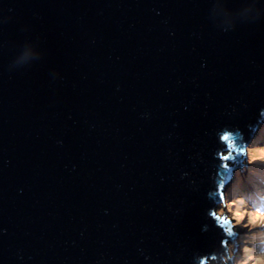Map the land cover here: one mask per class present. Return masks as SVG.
<instances>
[{
  "label": "water",
  "instance_id": "obj_1",
  "mask_svg": "<svg viewBox=\"0 0 264 264\" xmlns=\"http://www.w3.org/2000/svg\"><path fill=\"white\" fill-rule=\"evenodd\" d=\"M262 121L264 0H0V264H227Z\"/></svg>",
  "mask_w": 264,
  "mask_h": 264
},
{
  "label": "rangeland",
  "instance_id": "obj_2",
  "mask_svg": "<svg viewBox=\"0 0 264 264\" xmlns=\"http://www.w3.org/2000/svg\"><path fill=\"white\" fill-rule=\"evenodd\" d=\"M261 125L252 140V142L256 141L253 143L254 147L251 142L245 154L243 166L238 168L232 181L236 179L235 177L237 174L247 176V172L249 171V164L247 165L248 159L257 157L259 160L264 161V134L261 133L264 129V123L263 126ZM253 163L254 162H252V164ZM258 167L256 166V168H254L252 175L256 176L260 173L261 168L259 169ZM251 180V183L256 181L253 178ZM236 181L237 180H235L234 183L231 182V188L228 187L225 192L224 201L218 203V213L223 221L227 223L228 231H233V233H235L233 241L226 242L227 244L225 247H227V250L225 255L227 264H259L260 261H264V175L257 179L254 189L253 185L247 182V184L244 183L246 185L249 184L242 189L244 191V196L248 199L244 204L235 203L237 200L242 199L240 198L243 192L242 190L238 194L237 192H234L235 194H230V190L235 188L234 185ZM237 216L241 217L239 221L236 219ZM252 234L254 235L253 238H242V236ZM251 242L254 243L253 249L254 247L255 250L256 248L259 249V253L253 250V253L256 254L255 257H253V255H248L250 249L248 245ZM245 249L248 251L244 254ZM248 259L250 260L247 261Z\"/></svg>",
  "mask_w": 264,
  "mask_h": 264
},
{
  "label": "trees",
  "instance_id": "obj_3",
  "mask_svg": "<svg viewBox=\"0 0 264 264\" xmlns=\"http://www.w3.org/2000/svg\"><path fill=\"white\" fill-rule=\"evenodd\" d=\"M263 126V125H262ZM261 133H263L264 134V129H263V131H261ZM254 142H256V141H254ZM254 147V146H253ZM264 148V147H263ZM252 157V156H251ZM252 162H254L253 164H252ZM249 164V165H248ZM247 165H248V167L249 168H252V169H249V171L247 172V176H241V175H239V174H237L236 175V179L235 180H237L236 181V183H235V185H234V187L235 188H232L231 190H230V194H235L236 192H237V194L244 188V187H247L249 184H254V185H256V181H257V179L258 178H260V177H262L263 175H264V161H262V160H259V158H257V157H253V159H248V161H247ZM256 166L260 169L261 168V171H260V173L258 174V175H256V176H254V175H252V172H254L253 170H254V168H256ZM239 175V176H238ZM245 177V178H244ZM253 179H255L256 181L255 182H253V183H251L252 182V178ZM235 180L234 181H232V183H234L235 182ZM249 183L248 185H246L247 183ZM232 183H230V185H229V188H231V184ZM244 183H246V184H244ZM243 191V190H242ZM235 192V193H234ZM244 191L242 192V194H241V196H240V198H243V200H241V199H239V200H237L235 203H237V204H244V202L246 203V197L244 196ZM229 194V195H230ZM260 195V194H259ZM227 197V196H226ZM229 200V199H228ZM231 205V204H230ZM233 205V204H232ZM254 235L252 234V235H247V237L246 238H252ZM253 244L254 243H249V250L250 251H252V254H251V256L253 255V257H255V255L256 254H254L253 252V250H255V247H254V249H253ZM256 251H258V253H259V249L258 248H256V250H255V252ZM250 259H251V257H250ZM250 259H248L247 261H249Z\"/></svg>",
  "mask_w": 264,
  "mask_h": 264
},
{
  "label": "clouds",
  "instance_id": "obj_4",
  "mask_svg": "<svg viewBox=\"0 0 264 264\" xmlns=\"http://www.w3.org/2000/svg\"><path fill=\"white\" fill-rule=\"evenodd\" d=\"M244 159H245V158H244ZM224 199H225V195H224ZM224 199H223V201H224ZM219 203H221V202H219ZM218 217H220V219L223 220L222 217L219 215V213H218ZM236 219H237V221H239V220L241 219V217L237 216ZM228 230H229V229H227V230H225V231H226L229 235H231V232H232V234H234V236H235V233H233V231L229 232ZM253 237H254V236H253ZM253 237H252V238H253ZM233 239H234V238H233ZM226 244H227V243H226V241H225L224 246H226ZM226 250H227V247H226ZM259 264H264V261H260Z\"/></svg>",
  "mask_w": 264,
  "mask_h": 264
},
{
  "label": "bare ground",
  "instance_id": "obj_5",
  "mask_svg": "<svg viewBox=\"0 0 264 264\" xmlns=\"http://www.w3.org/2000/svg\"><path fill=\"white\" fill-rule=\"evenodd\" d=\"M263 123H264V122L262 121V125H263ZM262 125H261V126H262ZM253 143H254V141L252 142V146H253ZM243 161H244V159L242 160V162H241V164H240L239 167L243 166V165H242V164H243ZM252 168H253V167H252ZM252 168H249V169H252ZM231 235H232V233H231ZM246 237H247V235L242 236V238H246ZM245 247H246V246H245ZM246 249H247V247H246ZM246 249H245V251H244V254L247 253V251H248V250H246ZM251 254H252V251L249 250V251H248V255H251Z\"/></svg>",
  "mask_w": 264,
  "mask_h": 264
},
{
  "label": "snow or ice",
  "instance_id": "obj_6",
  "mask_svg": "<svg viewBox=\"0 0 264 264\" xmlns=\"http://www.w3.org/2000/svg\"><path fill=\"white\" fill-rule=\"evenodd\" d=\"M225 139H227V138H225ZM223 159H224V161H227V160L231 159V157L226 155ZM225 167H226V165H225Z\"/></svg>",
  "mask_w": 264,
  "mask_h": 264
}]
</instances>
